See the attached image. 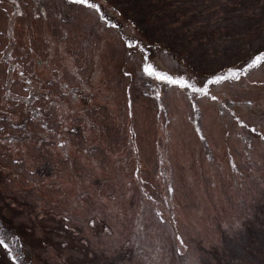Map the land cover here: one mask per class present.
<instances>
[{"label": "rangeland", "instance_id": "obj_1", "mask_svg": "<svg viewBox=\"0 0 264 264\" xmlns=\"http://www.w3.org/2000/svg\"><path fill=\"white\" fill-rule=\"evenodd\" d=\"M89 2L0 0V264H264V0Z\"/></svg>", "mask_w": 264, "mask_h": 264}, {"label": "snow or ice", "instance_id": "obj_2", "mask_svg": "<svg viewBox=\"0 0 264 264\" xmlns=\"http://www.w3.org/2000/svg\"><path fill=\"white\" fill-rule=\"evenodd\" d=\"M70 2L71 3H74V4L87 5L89 8H94V9H97L98 10V6L95 5L94 3H90L89 0H70ZM113 27H115V25H113ZM128 46L130 48L133 47V45L131 43ZM261 61H264V57L258 56L253 61V64L260 63ZM252 66L253 65H249V67H252ZM143 71L148 76L155 77L156 79H159V80H164V81H166L169 84L179 85L180 87L193 88V90L196 91V92H200V93H203V94H207V90L206 89H203V88H195L193 85L189 84L187 81H180V80L173 79L171 76L161 75L159 72L155 71L150 64L147 65V66H145L143 68ZM231 76H233L236 79H239V75L237 73H231ZM228 78L229 77H227V76H218V77H216L215 82L216 83H219L220 81L226 80ZM211 98L213 100L217 99L215 96H212ZM252 131L253 132H256L257 130L255 128H253ZM5 239H6V237L0 236V245H3L5 248H7L8 245L5 243ZM177 239L179 240L180 244L183 245V240L181 238H179V237Z\"/></svg>", "mask_w": 264, "mask_h": 264}]
</instances>
